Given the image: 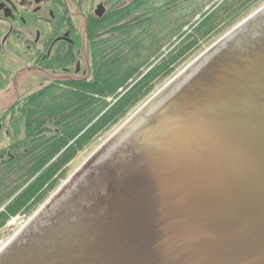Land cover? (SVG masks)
<instances>
[{
    "label": "water",
    "instance_id": "1",
    "mask_svg": "<svg viewBox=\"0 0 264 264\" xmlns=\"http://www.w3.org/2000/svg\"><path fill=\"white\" fill-rule=\"evenodd\" d=\"M0 264H264V5L120 126Z\"/></svg>",
    "mask_w": 264,
    "mask_h": 264
},
{
    "label": "trees",
    "instance_id": "2",
    "mask_svg": "<svg viewBox=\"0 0 264 264\" xmlns=\"http://www.w3.org/2000/svg\"><path fill=\"white\" fill-rule=\"evenodd\" d=\"M111 1L109 11L91 17L85 26L86 64L91 75L59 77L11 109L26 115L32 140L29 148L16 151L7 161L5 183L11 180L6 187L12 188L0 196V206L12 200L8 213L0 215V225L12 215L37 210L67 178L68 165L80 151L123 120L158 81L172 75L199 48L200 41L233 22L252 0ZM169 23L170 32L154 38L157 29ZM148 38L153 39L150 44ZM168 43L165 54L162 51ZM84 44L80 40L78 47ZM76 49L59 57L57 74L73 62ZM47 123H53L54 135H47L51 129Z\"/></svg>",
    "mask_w": 264,
    "mask_h": 264
},
{
    "label": "rangeland",
    "instance_id": "3",
    "mask_svg": "<svg viewBox=\"0 0 264 264\" xmlns=\"http://www.w3.org/2000/svg\"><path fill=\"white\" fill-rule=\"evenodd\" d=\"M18 9L17 16L14 20L7 18L4 15V11H0V112H9L13 111L10 107L13 102L18 97H27L29 93H33L39 90L44 85H49L54 81L55 74L49 71H40L37 72L36 70L32 69L33 66V59L31 58L33 51L27 52V47L23 45V43L13 44L11 41L12 38L15 36V32L19 30L21 37H25V39L33 41L36 37L38 30L43 31L45 27L42 26L39 17L44 15L47 18H50L49 8L45 10L46 7L51 5L45 4L44 10L41 12H35V8L37 7V3L35 0H11ZM22 1L25 4H22ZM219 1L220 0H214ZM111 0H61L60 6H57V15L60 14L66 18V25L64 24L62 30H71L70 37H76L77 39L81 40L82 38V30L85 27V20L87 22L91 17H98L96 14V10L98 6L103 5L105 11H109L111 7ZM264 5V0H252L250 1L244 9H242V13L237 17L233 22L227 24L222 27L221 30L214 33L211 37L206 40H202L201 45L199 48L196 49L192 54H190L185 61L180 63L172 75L168 76L164 80L158 81L154 90L150 93V95L141 101L136 107H134L128 115L121 120L118 124L110 128L109 130L101 133L98 135L86 148L80 151L77 156L69 163L68 165V175L69 178L77 169L118 129L122 126L135 112H137L150 98H152L157 92H159L171 79H173L176 75H178L182 70H184L191 62H193L196 58H198L201 54H203L207 49H209L215 42L225 36L228 32H230L234 27H236L239 23H241L244 19L248 16L253 14L259 8ZM211 5L207 8L209 9ZM187 11V10H186ZM183 13V12H182ZM181 13V15H182ZM180 15V16H181ZM185 15V12H184ZM25 17L26 23L21 24L20 21L17 19L18 17ZM179 16V15H178ZM200 16V15H198ZM196 17V19L198 18ZM58 17V16H57ZM17 19V20H16ZM195 22V19L190 25H186L183 29V32L190 29V26ZM161 26L157 29V36H165L167 35L170 30L169 26ZM50 27V26H49ZM13 30L11 31V29ZM11 33V36H10ZM7 42L2 44V41L8 37ZM150 38V37H149ZM147 39V43H151L153 39ZM178 37H174V40ZM166 39V38H165ZM86 47L88 42L86 38ZM167 40V39H166ZM173 40V41H174ZM178 40V39H176ZM175 40V41H176ZM83 42V41H82ZM149 43V44H150ZM78 44V42H77ZM170 43L166 44L163 48V53H168V48ZM81 46V45H80ZM169 46V47H168ZM61 52L64 51L67 47L62 46ZM75 47V45H74ZM74 47H69L67 49L68 52H71ZM77 51V50H76ZM88 52V48H87ZM161 52V53H162ZM31 55V56H30ZM73 62L71 64V72H68L67 75L65 73L57 74V78L62 76H71L72 78H83L89 77L91 75V71L89 66L86 64V54L84 52V47L82 48L81 54L73 53ZM81 64V72L76 73L75 70L77 69V62ZM85 71V72H84ZM54 74V75H52ZM63 77V78H64ZM124 90L121 89L120 95ZM22 98V99H23ZM111 99V98H110ZM5 110V111H4ZM12 121L10 119L7 120V126L4 124V127L0 131V150L2 151V155L0 156V193L3 190L4 182L6 179L7 171H6V161H8L9 152H11V148H6L9 145H13L16 143H22L21 145H28L29 141H31V136L28 134L26 135V128H25V121L23 116L19 112H14L12 115ZM14 123V124H13ZM11 124V128H9ZM47 125L51 128L47 135H54L53 130L54 126L53 123H47ZM8 127V128H7ZM53 131V132H52ZM16 151H24V148H14V152ZM13 152V153H14ZM66 178V179H67ZM64 179L58 187L50 194L52 196L55 191L65 182ZM42 205V204H41ZM41 205L39 207H41ZM38 207V206H37ZM38 207V208H39ZM26 211V210H25ZM35 211V209H34ZM34 213V212H33ZM25 214L24 211L21 213H17L15 215L10 216L7 221L2 225H0V248L3 247L10 238L28 221V219L33 215Z\"/></svg>",
    "mask_w": 264,
    "mask_h": 264
},
{
    "label": "flooded vegetation",
    "instance_id": "4",
    "mask_svg": "<svg viewBox=\"0 0 264 264\" xmlns=\"http://www.w3.org/2000/svg\"><path fill=\"white\" fill-rule=\"evenodd\" d=\"M35 2L37 3V7L35 8V12H41L42 10H44L45 8V4H49L51 6L46 7L45 10L47 8H49V14H50V18H47L46 16L42 15L39 17V20L42 24L43 27H45L46 25H49L48 27H45V29L43 31L38 30L36 37L33 39L32 42H30V40L25 39V37H21V34L19 33V30L15 32V36L12 38V42L13 44H20L23 43V45H25L27 47V52L33 51L34 54H32L31 58L33 59V66L32 69L36 70L37 72H44V71H49L55 74V78H53L54 80H57V66L60 65L59 62V57L61 55H65L68 54L69 50L67 51V49L70 47H75L77 48L76 53L78 52V54H81L82 48L78 47L79 45L77 44V42H80L79 39H77L76 37L71 38V30H62V26L65 24L66 25V18L64 19V17L60 14L57 15V6H60L61 4V0H35ZM22 4L24 5L25 2L22 1ZM4 11V15L7 18H10L12 20H14L17 16L18 13V9L15 6V4L11 1V0H0V11ZM106 12V11H105ZM104 12V13H105ZM103 13V14H104ZM58 16V17H57ZM100 17V16H98ZM20 23L25 24L26 20L25 17L21 16L17 18ZM16 19V20H17ZM85 24H87V20H85ZM86 26V25H85ZM13 30V28L11 29V31ZM85 27L82 30V38L81 40L84 43V39H85ZM11 36V33H10ZM10 40L9 36L6 37L3 41L2 44H5L7 42V40ZM66 46L67 48L61 52V49L63 48L62 46ZM84 52L85 54H87L86 52V48L84 45ZM72 64V63H71ZM71 64L68 66H64L63 68H61L63 71L68 72L70 74L71 72ZM70 71V72H69ZM76 73L81 72V64L78 60L77 62V69L75 70ZM85 72V71H84ZM52 74V75H54ZM43 87V86H42ZM31 94V93H29ZM28 94V95H29ZM27 95V97H28ZM23 98V97H22ZM21 97H18L13 104L8 107L11 108L13 107V105L19 101L24 102L26 100V97L22 99ZM5 111V110H4ZM14 112L12 111H5V112H0V131L2 130V128L4 127V124L7 126V120L10 119V121H12V115ZM25 121V128H26V135L28 136V134H30L31 130H29L28 127V122L25 120L26 119V115H23V113H20ZM14 124V123H13ZM8 128V127H7ZM9 128H11V124L9 126ZM22 143H16L13 145H9L6 148H11V152H9V156L8 159L10 160L11 158L14 157V148H24V151L26 148H29L30 146L28 145H21ZM14 152V153H13ZM2 155V151L0 150V156ZM7 162V161H6ZM7 164V163H6ZM6 169V168H5ZM6 171H8V169H6ZM8 174V173H7ZM10 176V174H9ZM11 181V180H10ZM10 181L7 182V184L4 182V187L2 192L0 193V196L4 197L7 193L8 190L10 191V187H6V185L11 186ZM12 200V198L9 199V201L5 202V204H3L2 206H0V215H6L7 212V207H8V203Z\"/></svg>",
    "mask_w": 264,
    "mask_h": 264
}]
</instances>
